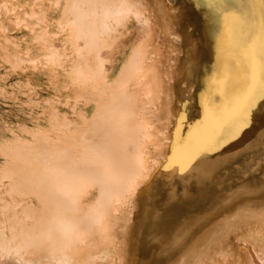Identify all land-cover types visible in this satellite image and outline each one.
Returning <instances> with one entry per match:
<instances>
[{
  "label": "rangeland",
  "instance_id": "obj_1",
  "mask_svg": "<svg viewBox=\"0 0 264 264\" xmlns=\"http://www.w3.org/2000/svg\"><path fill=\"white\" fill-rule=\"evenodd\" d=\"M231 3L0 0V264H264V118L226 149L242 178L163 169L181 112L184 137L214 76L252 71L261 5Z\"/></svg>",
  "mask_w": 264,
  "mask_h": 264
},
{
  "label": "snow or ice",
  "instance_id": "obj_2",
  "mask_svg": "<svg viewBox=\"0 0 264 264\" xmlns=\"http://www.w3.org/2000/svg\"><path fill=\"white\" fill-rule=\"evenodd\" d=\"M259 3L262 16L258 44L254 40L248 49L252 71L244 87L234 91L231 77L227 74L212 78L210 86L199 93L200 117L188 125L187 136L184 137L180 136V132L187 113L181 112L180 122L176 126L177 140L173 143L167 163L163 166L164 171L178 165L180 173H185L211 155H222L226 156L227 163L217 175L222 174L224 169L235 172L241 178L248 174V169L240 171V151L226 149L240 139L258 116L264 118V0H259ZM192 6L193 9H213L221 14L225 22L236 18L235 13L229 11L232 7L231 0H192ZM183 103L186 108L187 101ZM233 165L240 167L233 168ZM261 167L264 170V157L261 158ZM212 181L209 195L210 198H215L218 207L234 200L238 195L237 192L226 191L224 187L217 188L215 176ZM246 190L247 187L241 185L240 191ZM206 222L208 221H201V226Z\"/></svg>",
  "mask_w": 264,
  "mask_h": 264
},
{
  "label": "bare ground",
  "instance_id": "obj_3",
  "mask_svg": "<svg viewBox=\"0 0 264 264\" xmlns=\"http://www.w3.org/2000/svg\"><path fill=\"white\" fill-rule=\"evenodd\" d=\"M70 1V0H69ZM48 46H50V45H48ZM51 52V51H50ZM54 54H55V52H54ZM53 54V55H54ZM57 54V53H56ZM53 57V56H52ZM51 58V57H50ZM49 58V59H50ZM130 65V64H129ZM245 135H242L241 137L243 138ZM88 142V141H87ZM38 148V147H37ZM42 151V150H41ZM40 154V153H39ZM44 154V153H43ZM43 154H41V155H43ZM38 156V155H37ZM39 157H41V156H39ZM41 158H43V156L41 157ZM41 161V160H40ZM47 163V162H46ZM57 221V220H56ZM59 222V223H58ZM58 223V224H57ZM57 223H56V229H58V230H62L63 232L66 230V229H68L69 228V226H71L72 225V222L71 221H68L67 219H64L63 221H61L60 219L57 221ZM49 232H51V234L52 233H54L55 232V230H53V229H50L49 230ZM66 244V243H65ZM64 245V244H63Z\"/></svg>",
  "mask_w": 264,
  "mask_h": 264
}]
</instances>
